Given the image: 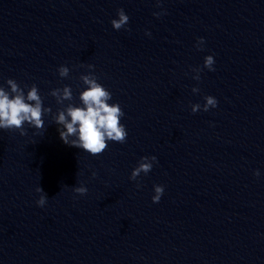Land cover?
Instances as JSON below:
<instances>
[{
	"label": "water",
	"instance_id": "water-1",
	"mask_svg": "<svg viewBox=\"0 0 264 264\" xmlns=\"http://www.w3.org/2000/svg\"><path fill=\"white\" fill-rule=\"evenodd\" d=\"M89 72L127 131L98 155L53 119ZM9 78L51 112L25 135L0 129V264H264V0H0ZM208 95L216 107L193 112ZM144 156L152 169L130 179Z\"/></svg>",
	"mask_w": 264,
	"mask_h": 264
},
{
	"label": "clouds",
	"instance_id": "clouds-1",
	"mask_svg": "<svg viewBox=\"0 0 264 264\" xmlns=\"http://www.w3.org/2000/svg\"><path fill=\"white\" fill-rule=\"evenodd\" d=\"M118 19L111 21L114 29H121L126 26L129 17L125 14L123 9L118 10ZM160 15V13H154ZM150 35V33H146ZM203 44V37L198 38V46ZM214 58L208 55L204 59V67L209 70L213 69ZM89 68L94 66L89 64ZM193 71L196 74L194 79L199 80V72L201 69L195 68ZM59 75L66 77L69 74V68L61 65L58 68ZM80 79L87 87L80 92L81 104L75 105L69 103L66 107L58 109L57 114L53 119L56 124L61 125L58 128L61 140L70 146L83 149L92 155L102 153L107 145V141L124 142L127 137L125 126L120 122V118L124 115L118 103L110 104L108 101L111 99V93L97 81L96 76L89 72L82 74ZM9 89L0 86V129L14 130L18 129L21 135L26 134L24 124L27 123L36 129L44 127L42 115L50 113V107H42V97L35 84L28 88L27 93L21 88L18 83L9 78L6 81ZM193 92L199 91L198 88H193ZM50 95L56 98L58 104H63L65 100H72V91L70 86L65 85L63 88H55L51 90ZM206 103L201 106L200 104H193L192 111L196 112L203 107L207 111L209 107H216L217 100L215 97L208 95L204 97ZM70 137H72L70 139ZM155 156L141 157L138 166L135 167L130 179L135 180L143 172L147 174L156 161ZM259 175V171L255 172ZM95 176V173H93ZM37 192L43 193V189L38 186ZM74 191L80 194H85L87 188L79 186L74 188ZM163 185H154L155 195L152 196L153 202H159L163 194ZM46 203V196L41 195L37 200V204L43 206Z\"/></svg>",
	"mask_w": 264,
	"mask_h": 264
}]
</instances>
